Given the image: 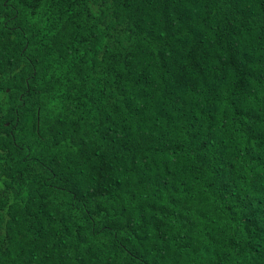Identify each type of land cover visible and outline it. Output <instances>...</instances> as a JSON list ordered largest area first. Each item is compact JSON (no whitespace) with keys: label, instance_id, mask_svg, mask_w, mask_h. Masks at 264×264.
I'll use <instances>...</instances> for the list:
<instances>
[{"label":"trees","instance_id":"1","mask_svg":"<svg viewBox=\"0 0 264 264\" xmlns=\"http://www.w3.org/2000/svg\"><path fill=\"white\" fill-rule=\"evenodd\" d=\"M0 264H264V0H0Z\"/></svg>","mask_w":264,"mask_h":264}]
</instances>
